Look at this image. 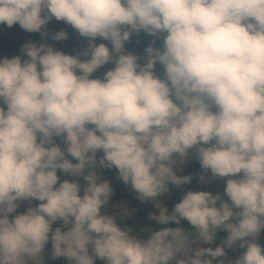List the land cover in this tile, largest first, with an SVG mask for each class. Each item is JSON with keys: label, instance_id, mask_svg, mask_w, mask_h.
<instances>
[{"label": "clouds", "instance_id": "1", "mask_svg": "<svg viewBox=\"0 0 264 264\" xmlns=\"http://www.w3.org/2000/svg\"><path fill=\"white\" fill-rule=\"evenodd\" d=\"M53 19L87 48L69 55L29 42L26 59L0 61V264H45L50 239L51 257L70 264H225L237 244L246 251L228 264H264V0H0V25L66 40L46 30ZM141 31L163 39L143 64L126 51ZM109 62L103 79L91 78ZM194 148L201 182L227 178L228 200L188 191L169 212L157 198L191 183L176 168ZM98 168L117 169L154 202L149 219L187 220L195 233L122 229L102 213L113 188ZM58 170L74 179L61 182ZM219 230L228 233L220 246H200Z\"/></svg>", "mask_w": 264, "mask_h": 264}, {"label": "trees", "instance_id": "2", "mask_svg": "<svg viewBox=\"0 0 264 264\" xmlns=\"http://www.w3.org/2000/svg\"><path fill=\"white\" fill-rule=\"evenodd\" d=\"M46 30L49 33H55L61 30L66 31L68 33V38L63 41H56L51 39L50 36H42L41 33L27 32L20 27L19 23L13 25L11 28L7 27L6 25H0V61H2L5 57L13 58L16 56H21L22 59H26L27 57L21 52V48L24 44L29 42L47 43L53 46L55 49L63 51L65 54L69 55H76L77 53L86 49L88 46V38L81 37L75 29H73L70 25H67L63 21H57L53 19L46 25ZM153 41H155L154 44ZM96 43L97 45L100 43H105L110 49L112 47L109 41H105L101 38H97ZM150 45L153 47H162L163 39L151 36L141 31L139 34L134 33L131 37V40L129 42H126V51L139 56V63L143 64L146 62V48ZM88 58L89 57H81V59ZM114 67V62H109L108 64L102 66L100 69L94 72L91 78L103 79L104 74L109 69H113ZM155 72L162 79L164 78V67L161 64L157 63ZM0 106H4L2 102H0ZM58 144H60L61 147L65 146L63 141L60 139H58ZM194 150L196 149L194 148L191 150L192 154L190 155L189 160L186 164L187 174L193 177L191 183L181 185L179 188L173 184H170V192L165 193L157 198L158 200H163L164 206L169 209V212L174 209L175 204L179 203L182 200L184 194H186L188 191H207L211 192L213 195H224L227 178H217L215 180H211L210 183L207 182L208 184H206V182H201L200 175L204 172V170L202 169L200 162L196 158V155H194ZM97 155L99 157L103 155V153L99 152ZM69 159H72V157L69 156ZM73 162L75 163L77 161L73 160ZM97 172L103 179L110 182L113 188V193L111 195L113 198H124L129 196L133 192L129 185H126L122 180L118 178L117 169L98 168ZM57 175L60 177L61 182H63L64 180L74 179L71 176L64 175L63 172L59 170ZM209 175L210 172L207 174V178ZM80 183L82 186L85 184L83 178H80ZM20 203L21 206L17 210V213L11 214L12 216L25 212L27 207L30 206L29 202L27 201ZM39 203L41 202L38 200H33L31 201V206H37ZM123 209L116 216V222L122 229H132V235H137L142 238L147 237L150 234L149 230H160L163 227H181L188 233H195V228L187 220H182L179 225H177L175 222H171L168 225H161L156 221L149 219L150 214L156 213L158 211L155 206H149L145 209L127 208L131 212V215L128 216L122 215ZM61 225L62 221H58L53 224V229H55L56 227H60ZM227 235V231L219 230L217 232L215 241L210 244L211 247L215 249L216 247L220 246ZM261 245H264V237L262 238ZM51 251L52 243L50 239L43 253L45 264H70V262L64 257L53 259L51 257ZM244 251H246V249L240 248L239 244H237V246L232 249L226 248V257H221L219 259L225 260V264H228V261H234L240 255H242ZM95 264H104V261L97 259L95 260ZM172 264H175V262L173 261Z\"/></svg>", "mask_w": 264, "mask_h": 264}, {"label": "rangeland", "instance_id": "3", "mask_svg": "<svg viewBox=\"0 0 264 264\" xmlns=\"http://www.w3.org/2000/svg\"><path fill=\"white\" fill-rule=\"evenodd\" d=\"M56 139H57V143H58L59 138H56ZM194 155H196V150H194ZM188 160H189V158L187 159V161L184 164L177 166L176 171H177L178 175H180V176L188 175L187 170H186V164H187ZM211 180L212 179H211V173H210V175L207 178L206 184L210 183ZM224 198H225V200H228V197L226 195L224 196ZM116 206H118V207H116ZM149 206H155L154 202H152V201L141 202L138 199L137 194L133 191L129 196L124 197V198H113L111 196L109 203L102 208V213L116 217L118 215V213L123 208L145 209ZM263 237H264V231L261 232V235L258 238V242L260 244H261ZM200 246L205 247V248L211 247L210 244H206V243H201ZM232 257H233V255H232Z\"/></svg>", "mask_w": 264, "mask_h": 264}]
</instances>
